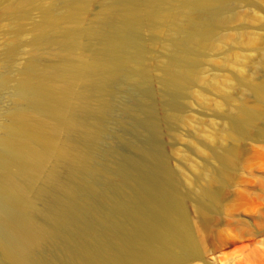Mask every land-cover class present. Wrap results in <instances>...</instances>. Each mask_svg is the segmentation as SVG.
<instances>
[{
  "label": "bare ground",
  "instance_id": "1",
  "mask_svg": "<svg viewBox=\"0 0 264 264\" xmlns=\"http://www.w3.org/2000/svg\"><path fill=\"white\" fill-rule=\"evenodd\" d=\"M242 1L109 0L93 14L96 0H0V27L13 39L0 64V264H215L212 233L222 255L248 242L233 264H264V220L211 227L230 217L240 184L237 155L221 138H244L264 116L237 99V88L264 95L257 72L240 71L227 85L207 70L228 31L241 32ZM34 13L35 34L24 40L22 22ZM23 46L31 56L14 79ZM125 85L134 90L121 107L133 121L137 140L126 145L135 156L105 141L111 121L126 123L114 114ZM190 92L204 101L213 92L230 108L223 131L201 141L211 157L200 164L183 155L192 176L171 165L165 144L195 122L182 100Z\"/></svg>",
  "mask_w": 264,
  "mask_h": 264
},
{
  "label": "rangeland",
  "instance_id": "2",
  "mask_svg": "<svg viewBox=\"0 0 264 264\" xmlns=\"http://www.w3.org/2000/svg\"><path fill=\"white\" fill-rule=\"evenodd\" d=\"M102 1L106 2L109 0H96V2L92 6L93 14L99 11L101 7L100 2ZM236 5L237 7H235V9L237 10V12L240 11L242 14L240 18L241 22L237 24L241 25V32L236 33L234 31H228L229 33H232L233 36L231 41H229V43L227 44L224 53L222 54L218 52L215 55L217 58H212L209 62H207L209 77L211 79L216 78L221 84L233 85L235 84L234 75L239 73L240 71H245L247 74L257 72L258 82L260 84H264V54L260 51V48L264 44V2L261 3L260 0H244L242 2H238ZM32 17V20H24L22 22L25 31L24 40H30L35 34L33 31V26L35 21L39 19V14L34 13ZM0 28H2L0 29L1 64V53L3 52L2 47H4L3 44L9 41L11 42L13 41V39H9V36L6 33L7 28L4 29V26ZM143 37L146 41H149L151 39L149 34L143 33ZM254 40H256L255 44L258 45L249 46L248 42ZM21 50L22 51L19 54L21 56H18L19 59L15 61V63H17L16 66H14V63L13 68H11V76L14 79L18 78L19 70L22 69L26 61L31 56L30 47L23 46ZM156 51L157 50L155 49L154 52ZM156 56H160V53L157 52ZM156 76L159 77L160 75L157 74ZM14 83L15 82H13V84ZM149 86L155 93L162 92V88L159 86L158 81H153ZM124 89V93L121 96L122 100L121 102L119 101L120 103L116 104L117 106H115L116 108L114 114L116 113V117L118 116L126 123L128 121V123H125L126 125H118L115 121H111L105 141L108 145H112L115 147L114 150H117L116 152H118V154H116L118 156H135V153L132 151V149H130V147L126 145L127 139L130 140L131 138V140H137L133 125L131 124V122L133 121H131V117H129V115L124 112L121 107V103L130 100L131 93H134V90L131 89L130 85H125ZM236 91L237 99H240L241 96L247 98L248 105L257 107L264 113V95H258L254 92L245 94V92L239 88H237ZM3 94L4 93L0 91V106L1 104L2 106L6 104V99ZM110 98L112 97L110 96ZM182 100L181 101L186 105V107H188L187 114H189L190 119L192 121L195 120V122L193 125L190 124V127L188 128L177 129L178 133L183 134V140L177 137L179 134L177 136H175V134L170 139H166L165 144L166 149L168 150L171 165L177 168L183 167L184 171L192 176L194 174V171L191 166L184 160L183 155L187 154L191 156L192 161L195 160L200 164L203 162L201 158L211 157L209 149L203 146L201 141H204V138L211 140V138L215 134L221 133L223 131L224 123L226 122L225 114H229L230 108L221 109L219 107V103L222 101V99L213 92L207 93L206 101H204L200 97L193 96V94L191 96V92L189 94V97H186ZM117 113H119V115H117ZM177 132L175 130L174 133ZM122 137L124 142L120 141V138ZM221 141L224 142V145L231 147V149L237 155L239 167L237 166L235 171L236 173H234L236 174V178L238 177V182L240 184H238V186H236L232 190L228 198L230 217L225 216L222 218H216L215 221L212 222V230H217L222 226V224H226L228 219L233 222L236 221V226H239V224L243 222V224H246L247 226L258 225L261 221L264 220V214H262L264 213V116L258 122L256 127L249 130L248 134L244 138L232 141L231 139H229V137L224 136L221 138ZM172 146H174V148ZM192 146L201 149V154L199 156L195 153L194 150H191ZM173 151H175V153ZM242 196L245 198L243 199ZM239 205L242 207L244 205V207H241L238 211H236V208ZM259 206H261L260 208H258L260 210L258 213L259 215L251 212L253 207L256 209V207ZM249 211L251 213H249ZM260 214H262V216ZM262 217L263 219H261ZM198 224L201 225L200 223ZM241 226L243 225L241 224ZM231 228L232 230L234 229V227ZM257 238H260L262 240L264 239V237L260 236H258ZM257 240L259 241V239ZM221 242L222 241L220 239L215 237V234L212 233L210 235L209 244L210 248L212 247V250H214V254L207 258L208 261L212 263L216 262L215 264H223L220 263V259H218L217 257L218 255H221L228 260V262L225 264H233L235 263V260H238L240 257L246 255V251H248V249L250 248V245L247 244V241H239L235 243L234 246L231 245L230 247L225 249V253L222 255L221 253L223 252L218 248L221 245ZM247 246H249L248 249ZM197 263L202 264L201 262Z\"/></svg>",
  "mask_w": 264,
  "mask_h": 264
}]
</instances>
